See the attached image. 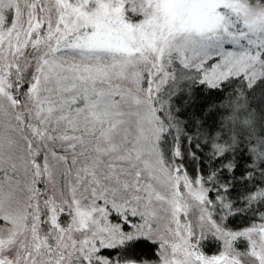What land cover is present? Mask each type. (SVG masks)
<instances>
[{
  "label": "snow or ice",
  "instance_id": "6c2138e0",
  "mask_svg": "<svg viewBox=\"0 0 264 264\" xmlns=\"http://www.w3.org/2000/svg\"><path fill=\"white\" fill-rule=\"evenodd\" d=\"M0 264H264V0H0Z\"/></svg>",
  "mask_w": 264,
  "mask_h": 264
},
{
  "label": "rangeland",
  "instance_id": "374dc122",
  "mask_svg": "<svg viewBox=\"0 0 264 264\" xmlns=\"http://www.w3.org/2000/svg\"><path fill=\"white\" fill-rule=\"evenodd\" d=\"M256 9H250L249 10V20H251L255 15Z\"/></svg>",
  "mask_w": 264,
  "mask_h": 264
}]
</instances>
